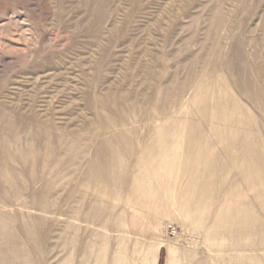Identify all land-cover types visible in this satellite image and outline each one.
Returning a JSON list of instances; mask_svg holds the SVG:
<instances>
[{
  "label": "rangeland",
  "instance_id": "obj_1",
  "mask_svg": "<svg viewBox=\"0 0 264 264\" xmlns=\"http://www.w3.org/2000/svg\"><path fill=\"white\" fill-rule=\"evenodd\" d=\"M227 100L264 132V0H0V264H264Z\"/></svg>",
  "mask_w": 264,
  "mask_h": 264
},
{
  "label": "bare ground",
  "instance_id": "obj_2",
  "mask_svg": "<svg viewBox=\"0 0 264 264\" xmlns=\"http://www.w3.org/2000/svg\"><path fill=\"white\" fill-rule=\"evenodd\" d=\"M226 97V96H225ZM228 97V96H227ZM227 103L228 105L233 109L235 107V104L234 102L232 101H229L227 100ZM243 112H245L242 108L241 109H233L231 112H230V120H233L234 122H236L235 124L237 123H246L247 124V131H248V134L246 135L245 138V145H240L238 144L239 146H235V149L237 150L236 152H239L238 150L241 149L245 152V158L243 159L242 162H244L243 164L244 165H235V166H239V167H242L239 168L240 170L243 171V178H242V185L246 186V191L248 193V196H249V199L251 200V204L254 205V202L257 201V203L259 204H262L264 205V164L262 166H258V165H253V161L256 160L255 158H259L256 154L259 153L260 154V157L261 155H263V159L261 157V162L264 163V132L259 129L258 127H255L254 125H252L253 123V118L250 117L251 115L248 113H246L245 115H243ZM219 114H220V117L217 118V119H220L221 117L223 116H227L228 113H226L225 111V108L224 107H219ZM237 115V117H235ZM229 128V127H228ZM232 128V127H231ZM236 128V126H235ZM238 129V128H237ZM219 131V130H217ZM234 131V130H233ZM232 131V132H233ZM242 131V130H241ZM240 131V133H241ZM241 135V134H240ZM244 135V134H243ZM242 135V136H243ZM203 136V135H202ZM231 138L230 140H233L232 142L236 141L234 140L235 138V134L234 133H231L230 134ZM204 137V136H203ZM198 138V137H197ZM201 138V137H200ZM191 139V138H190ZM205 139V138H204ZM192 140V139H191ZM204 141V140H203ZM206 141V140H205ZM172 142V140H171ZM205 143V142H204ZM209 145V144H208ZM187 146L188 148L190 149H196V150H199V151H204L205 150V147H204V144L202 142V140H196V141H189L187 143ZM207 146V145H206ZM233 148L234 147L231 145H229L226 149H229L230 148ZM239 147V148H238ZM234 149V150H235ZM210 150V149H208ZM216 150V149H215ZM198 151V152H199ZM206 151V150H205ZM212 151V150H211ZM262 152V154L260 153ZM204 153V152H203ZM206 153V152H205ZM244 154V153H243ZM210 155V153H209ZM208 155V156H209ZM218 155V153H217ZM244 157V156H243ZM260 159V158H259ZM238 164V163H237ZM236 169V167H235ZM235 171V170H234ZM241 171V172H242ZM234 174V173H233ZM239 174V173H238ZM239 175H242V174H239ZM237 176V175H236ZM240 180V179H239ZM241 182V181H239ZM235 183H237V180L235 181ZM241 185V184H240ZM239 185V186H240ZM261 188L259 190V192L257 193V189H259V187ZM243 188V187H242ZM241 189V188H240ZM238 193V192H237ZM243 194V192H242ZM241 195V194H240ZM209 196V195H208ZM243 196V195H242ZM237 198V196L235 197ZM240 198V197H239ZM236 202V200H235ZM250 204V203H249ZM254 207V206H253ZM261 207V206H260ZM237 208V207H236ZM256 208V207H255ZM242 209V208H241ZM243 210V209H242ZM252 210V209H251ZM250 210V211H251ZM263 210V209H261ZM259 211V210H258ZM244 212V210H243ZM262 212V211H261ZM243 214V213H242ZM249 215V214H248ZM264 215V214H263ZM236 216V215H235ZM262 216V213L261 215ZM250 217V216H249ZM248 217V218H249ZM225 219V218H224ZM239 219V218H238ZM254 219V218H253ZM263 219V218H261ZM252 220V219H251ZM245 221V219H244ZM241 222V221H240ZM254 223V222H253ZM257 225V224H256ZM255 225V226H256ZM263 225H264V222H263ZM246 227V226H245ZM255 230V229H254Z\"/></svg>",
  "mask_w": 264,
  "mask_h": 264
},
{
  "label": "built area",
  "instance_id": "obj_3",
  "mask_svg": "<svg viewBox=\"0 0 264 264\" xmlns=\"http://www.w3.org/2000/svg\"><path fill=\"white\" fill-rule=\"evenodd\" d=\"M171 232L174 233V229H171Z\"/></svg>",
  "mask_w": 264,
  "mask_h": 264
}]
</instances>
